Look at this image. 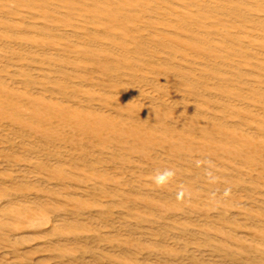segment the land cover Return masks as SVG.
Instances as JSON below:
<instances>
[{"label": "bare ground", "instance_id": "1", "mask_svg": "<svg viewBox=\"0 0 264 264\" xmlns=\"http://www.w3.org/2000/svg\"><path fill=\"white\" fill-rule=\"evenodd\" d=\"M0 264H264V0H0Z\"/></svg>", "mask_w": 264, "mask_h": 264}]
</instances>
